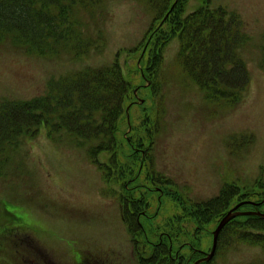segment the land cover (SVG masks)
<instances>
[{
	"label": "rangeland",
	"instance_id": "obj_1",
	"mask_svg": "<svg viewBox=\"0 0 264 264\" xmlns=\"http://www.w3.org/2000/svg\"><path fill=\"white\" fill-rule=\"evenodd\" d=\"M207 1L211 10L223 8L243 22L248 41L239 55L247 66L250 86L241 101L215 98L184 73L177 61L179 37L169 36L167 25L160 31L159 51L163 41L170 42L156 55L148 85L142 75L149 74L147 62L155 47L153 43L146 52V45L163 22L165 10L154 12L155 2L150 5L146 0H101L90 10L75 13L80 22L77 31L91 45L82 48L85 51L61 43L54 52L41 54L14 35H0V105L46 96L51 85L88 68L117 64L139 92L138 99L132 96L126 102L129 116L120 124L117 152L112 153L115 162L127 163L130 169V146L146 148L145 130L155 126L157 169L181 182L196 202L214 199L226 186L239 192L264 190V0H180L176 8L184 9L185 4L182 17H186ZM20 140L16 149L0 154V231L6 218L13 229V234H0V264H22L25 257H35L29 253L32 250H25L27 235L31 247L64 264H72L73 256L83 255L86 249L96 256L108 255L117 264H137L131 236L120 217L121 188L112 180L116 173L109 171L112 154L93 152L63 130L50 132L46 126L34 137ZM135 169L137 174L138 164ZM145 176L146 170L135 193H146ZM151 205L155 212V196ZM233 206L234 201L228 210ZM26 228L32 230L26 233ZM215 228L214 221L198 226L189 221L184 243L210 253ZM236 235V228L225 231L212 264L264 259L259 247L239 241ZM192 250L184 248L181 253L188 262Z\"/></svg>",
	"mask_w": 264,
	"mask_h": 264
},
{
	"label": "trees",
	"instance_id": "obj_2",
	"mask_svg": "<svg viewBox=\"0 0 264 264\" xmlns=\"http://www.w3.org/2000/svg\"><path fill=\"white\" fill-rule=\"evenodd\" d=\"M146 1L148 4L155 2L153 11L165 10L166 16L173 3L180 0ZM99 2L101 0H0V35H14L20 43L41 54L49 50L54 52L61 43L85 51L91 45L77 31L80 22L75 19V13L90 10ZM176 4L173 11L176 14L170 12L169 18L172 20L174 17L173 20L179 22L175 27L168 21L166 25L169 36L173 38L177 34L179 37L178 62L184 73L203 92L215 98L241 101L250 86V75L239 55L248 41L240 16L223 8L211 10L207 1L196 12L182 17L185 4L180 10ZM156 34L157 31H153L149 38L148 49ZM160 42L161 38L155 46ZM168 42L170 40L163 41L162 46ZM132 91V83L124 78L116 64L88 68L74 78L51 85L46 96L24 102H6L0 105V154L8 148L16 149L21 138L34 137L44 126L50 132L63 130L95 149L93 152L116 153L117 134L121 121L126 117V102L133 96ZM115 153L111 155L112 160ZM109 166V171L116 173L112 180L117 184V162L114 160ZM251 199L255 203H245L240 210L261 211L264 190L239 192L236 187L227 186L217 198L208 202L200 217L193 215L192 219L205 223L214 221L216 224L226 214L230 203L234 201L235 205ZM232 228H236L239 241L259 247L264 253V219L240 217L233 220L225 231ZM11 233L12 228H1L0 234ZM192 251L188 264L200 257ZM251 264H264V259Z\"/></svg>",
	"mask_w": 264,
	"mask_h": 264
},
{
	"label": "flooded vegetation",
	"instance_id": "obj_3",
	"mask_svg": "<svg viewBox=\"0 0 264 264\" xmlns=\"http://www.w3.org/2000/svg\"><path fill=\"white\" fill-rule=\"evenodd\" d=\"M173 13L176 14L175 12ZM173 19L174 17L172 20L168 17L166 20L171 22L175 27V24H178L179 20ZM162 27L157 29L158 32L153 38V46L155 48L151 51H153L152 54L154 56L150 55L149 57L146 68L147 72L154 68L156 55L160 54L158 46H155V43L157 44L162 36L160 32ZM142 76L148 82L153 75L149 73ZM150 82L148 85H151ZM138 92L136 90L133 93L136 99H138ZM145 133H147L148 138L146 148L129 145L132 153L127 159L130 162L131 168L127 169V163L125 165L124 163H117V184L121 188L117 196L120 203V217L123 226H125L131 236L133 261H136L137 264H188V257L181 253H183L184 248L191 247L193 249L192 252L196 251L200 255L195 260L204 258L208 253L197 249L189 243H184V240L188 235L187 225L189 221H194L192 216L200 217L205 212L209 201L196 202L190 197V194L184 189L181 182H175L172 178L167 177V175L157 169L153 157L155 126H153V129L145 130ZM137 164L139 165V170L136 174L135 166ZM144 170H146L145 180L148 181V184L142 186L145 187L146 193H135L138 191V184H140L138 180ZM153 196L156 197L157 208L155 212H153L154 205H151V198ZM237 204L235 203V206ZM200 223L203 224V222L197 220V226ZM8 224L9 219L6 218L3 226L7 229ZM26 231L28 233L29 228ZM29 238L30 236L27 235L26 242L28 244L26 243L25 250L27 252L32 250L29 253L35 255V257H25L22 260V264H64L60 259L45 257L41 254L39 247H31L30 244L32 242ZM179 241H182V243L179 244ZM185 260H187V263ZM71 262L72 264L118 263L108 255L96 256L87 249L83 252V255L79 254V257L74 255ZM4 264L7 263L4 262Z\"/></svg>",
	"mask_w": 264,
	"mask_h": 264
},
{
	"label": "water",
	"instance_id": "obj_4",
	"mask_svg": "<svg viewBox=\"0 0 264 264\" xmlns=\"http://www.w3.org/2000/svg\"><path fill=\"white\" fill-rule=\"evenodd\" d=\"M245 204V202L238 204L235 208H233L232 210H230L220 221L219 225L217 226L216 230L213 232V246H212V251L210 252V254H208L205 258L198 260L195 264H202V263H208L210 262L217 251V247H218V241H219V237L221 232L223 231V229L226 227L227 224H229L232 220H234L237 217H243V216H255V217H259V218H263L264 219V213L259 212V211H250V212H240L238 211V209Z\"/></svg>",
	"mask_w": 264,
	"mask_h": 264
}]
</instances>
